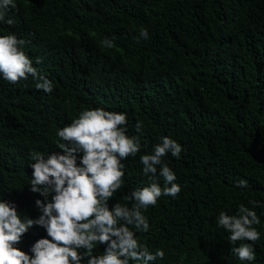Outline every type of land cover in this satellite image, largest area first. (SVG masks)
<instances>
[{
  "label": "trees",
  "instance_id": "1",
  "mask_svg": "<svg viewBox=\"0 0 264 264\" xmlns=\"http://www.w3.org/2000/svg\"><path fill=\"white\" fill-rule=\"evenodd\" d=\"M0 35L15 34L38 72L53 84L37 90L31 76L18 84L0 77V194L22 217L36 218L29 191L31 155L58 151L56 131L85 108L126 112L129 135L146 145L125 164V185L112 203L147 186L139 155L162 136L183 148L164 159L182 191L162 196L137 233L150 264H264V0H15ZM146 28L149 39H140ZM106 38L114 42L109 49ZM39 59L40 63H37ZM137 121L143 123L135 131ZM247 181L246 189L236 182ZM163 187L162 178L159 179ZM250 201L259 202L253 207ZM244 204L260 217L252 262L233 253L218 228L220 211ZM45 231L33 227L28 251ZM97 246L94 255L102 254Z\"/></svg>",
  "mask_w": 264,
  "mask_h": 264
},
{
  "label": "clouds",
  "instance_id": "2",
  "mask_svg": "<svg viewBox=\"0 0 264 264\" xmlns=\"http://www.w3.org/2000/svg\"><path fill=\"white\" fill-rule=\"evenodd\" d=\"M16 7L15 0H0V22L11 26L14 20L5 17ZM137 39H149L148 30L142 28ZM27 43L15 34L0 35V77L15 85L31 76L37 90L51 93L52 82L38 72L24 51ZM102 45L111 49L114 42L106 38ZM142 128L143 123L137 121L135 131ZM56 136L58 151L31 155L28 188L42 197L34 203L39 215L22 217L17 205L0 194V264H150L164 259L162 249L150 252L137 233L150 230L144 215L149 207H155L162 196L175 199L182 191L164 159L169 154L179 159L182 146L162 136L150 153L139 155L142 174L150 183L123 197L129 207L120 202L110 205V201L125 185L122 161L136 157L146 145L139 136L129 135L126 112L85 108ZM235 186L246 189L248 184L241 179ZM250 203L259 207L257 201ZM216 224L229 234L230 244L238 245L231 248L233 255L240 261L256 259L254 245L261 238L256 226L261 220L253 208L241 203L233 215L220 211ZM33 227L42 228L46 235L24 251L20 244ZM97 246L103 251L94 255Z\"/></svg>",
  "mask_w": 264,
  "mask_h": 264
}]
</instances>
